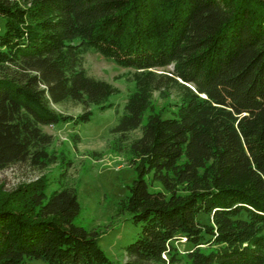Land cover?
Listing matches in <instances>:
<instances>
[{"label":"trees","instance_id":"trees-1","mask_svg":"<svg viewBox=\"0 0 264 264\" xmlns=\"http://www.w3.org/2000/svg\"><path fill=\"white\" fill-rule=\"evenodd\" d=\"M0 20V171L56 163L43 126L110 107L118 88L82 66L92 48L134 82L113 129L141 130L124 144L136 177L121 211L140 226L124 264H264V0H0ZM173 91L176 110L154 111ZM67 99L84 110L51 105ZM70 163L49 197L26 187L30 210L0 202V264H112L73 222Z\"/></svg>","mask_w":264,"mask_h":264},{"label":"rangeland","instance_id":"rangeland-1","mask_svg":"<svg viewBox=\"0 0 264 264\" xmlns=\"http://www.w3.org/2000/svg\"><path fill=\"white\" fill-rule=\"evenodd\" d=\"M82 66L89 75L108 81L118 88L119 92L109 98L110 107L101 110L91 105L90 119L78 125L69 121L43 126V130L53 136L49 152L58 156L57 162L44 169L17 164L1 170L0 202L9 201L8 204L18 210H30L26 187L40 182L46 197H49L54 190L59 189L60 173L65 168V162L70 161L64 184L76 190L80 205L73 222L96 233L99 246L112 264H124V248L135 239L140 230V226L132 223L131 215L121 211V201L129 194V186L136 177L130 164L131 156L124 144L139 137L141 130L139 128L127 133L123 141L113 129L124 112L128 95L134 91V82L127 80L129 69L105 59L92 48L84 54ZM178 104L179 98L174 91L166 99L160 98L157 93L153 94L152 108L164 116L175 111ZM51 105L56 111L70 115L84 110L81 103L71 99ZM148 112L144 115L143 123ZM75 133L79 135L77 144L72 140ZM156 187L157 184L154 185ZM200 218L203 222L207 221L203 215ZM172 245L182 257L192 248L182 237L172 241ZM26 264L47 263L31 259Z\"/></svg>","mask_w":264,"mask_h":264}]
</instances>
